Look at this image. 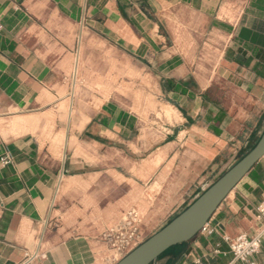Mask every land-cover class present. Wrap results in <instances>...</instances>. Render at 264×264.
Wrapping results in <instances>:
<instances>
[{
  "label": "crops",
  "instance_id": "obj_1",
  "mask_svg": "<svg viewBox=\"0 0 264 264\" xmlns=\"http://www.w3.org/2000/svg\"><path fill=\"white\" fill-rule=\"evenodd\" d=\"M107 55L174 109L160 140L142 135L136 98L85 85ZM263 133L264 0H0V264L40 240L44 264H112L103 235L128 210L151 237ZM262 204L264 156L212 233L154 264H230L228 240L261 231Z\"/></svg>",
  "mask_w": 264,
  "mask_h": 264
},
{
  "label": "water",
  "instance_id": "obj_2",
  "mask_svg": "<svg viewBox=\"0 0 264 264\" xmlns=\"http://www.w3.org/2000/svg\"><path fill=\"white\" fill-rule=\"evenodd\" d=\"M264 156V133L257 144L190 206L116 264H154L170 248L189 242L252 167Z\"/></svg>",
  "mask_w": 264,
  "mask_h": 264
},
{
  "label": "built area",
  "instance_id": "obj_3",
  "mask_svg": "<svg viewBox=\"0 0 264 264\" xmlns=\"http://www.w3.org/2000/svg\"><path fill=\"white\" fill-rule=\"evenodd\" d=\"M1 162L4 165H8L12 162V157L10 155L4 156L1 158ZM260 209L264 210V204L260 206ZM142 221L141 213L136 208H133L124 214L119 224L104 233L103 239L113 252L111 257L112 264H116L144 242ZM209 222L202 230L212 233L213 229L210 228ZM263 238L264 226L255 236L250 237L246 234H240L233 239H229L230 251L234 257L230 264L237 262L241 264H256L252 258L260 251ZM45 259L46 252L42 249L40 240L34 250H28L24 253L22 260L18 264H44Z\"/></svg>",
  "mask_w": 264,
  "mask_h": 264
},
{
  "label": "rangeland",
  "instance_id": "obj_4",
  "mask_svg": "<svg viewBox=\"0 0 264 264\" xmlns=\"http://www.w3.org/2000/svg\"><path fill=\"white\" fill-rule=\"evenodd\" d=\"M81 82H79L78 90L82 86ZM145 83L144 79L136 80L127 63H124L122 67L118 66V64L113 62L112 56L107 55L103 64L102 77L85 83V85L90 90H97L102 93L104 99L110 97L112 93L127 99L136 98L142 107V111H140V116L143 120L142 135H151L154 140H160L167 132L166 124H173L176 117L172 111L161 103L155 93L153 95L144 93ZM156 84L154 80L153 86ZM134 92H137L136 95H133ZM156 187L158 185L152 188L155 189ZM140 211L143 212L142 209ZM162 226L163 223L159 224L152 232L157 231ZM143 232V241H146L148 233L144 230Z\"/></svg>",
  "mask_w": 264,
  "mask_h": 264
},
{
  "label": "trees",
  "instance_id": "obj_5",
  "mask_svg": "<svg viewBox=\"0 0 264 264\" xmlns=\"http://www.w3.org/2000/svg\"><path fill=\"white\" fill-rule=\"evenodd\" d=\"M174 247H177V248H180V244L179 245H176ZM172 247V248H174ZM172 248H170L169 250H167L165 253H163L160 257L164 256L167 252H169Z\"/></svg>",
  "mask_w": 264,
  "mask_h": 264
},
{
  "label": "bare ground",
  "instance_id": "obj_6",
  "mask_svg": "<svg viewBox=\"0 0 264 264\" xmlns=\"http://www.w3.org/2000/svg\"><path fill=\"white\" fill-rule=\"evenodd\" d=\"M167 109H169L172 112L174 111V109L172 107H170V106Z\"/></svg>",
  "mask_w": 264,
  "mask_h": 264
}]
</instances>
